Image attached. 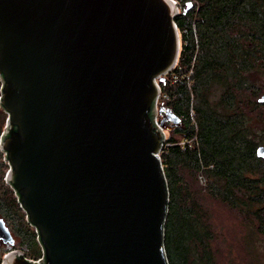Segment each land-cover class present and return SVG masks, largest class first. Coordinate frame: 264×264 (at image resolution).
I'll list each match as a JSON object with an SVG mask.
<instances>
[{
  "label": "water",
  "instance_id": "1",
  "mask_svg": "<svg viewBox=\"0 0 264 264\" xmlns=\"http://www.w3.org/2000/svg\"><path fill=\"white\" fill-rule=\"evenodd\" d=\"M178 10L174 0H0V151L40 264H167L155 99L176 65ZM255 153L264 159V143ZM1 244H14L2 218ZM1 264L35 263L9 249Z\"/></svg>",
  "mask_w": 264,
  "mask_h": 264
},
{
  "label": "trees",
  "instance_id": "2",
  "mask_svg": "<svg viewBox=\"0 0 264 264\" xmlns=\"http://www.w3.org/2000/svg\"><path fill=\"white\" fill-rule=\"evenodd\" d=\"M174 1L179 6L174 23L180 44L173 71L183 75L191 69L192 86L188 90L183 78L171 84L170 72L158 81L157 108L162 112L157 121L163 119L166 131L159 158L168 190L163 246L167 264H214L205 199L245 216L264 238V159L255 153L264 143V105L257 101L255 85L264 78V0ZM166 111L179 122L168 121ZM6 117L0 106V134ZM194 134L190 144H177ZM3 154L0 218L14 244L0 245L6 249L0 264L14 247L35 260L41 250L14 190L4 181L9 165ZM199 171L206 177L202 188Z\"/></svg>",
  "mask_w": 264,
  "mask_h": 264
},
{
  "label": "rangeland",
  "instance_id": "3",
  "mask_svg": "<svg viewBox=\"0 0 264 264\" xmlns=\"http://www.w3.org/2000/svg\"><path fill=\"white\" fill-rule=\"evenodd\" d=\"M255 85H258V96H260L264 93V78L260 77V81ZM260 111L264 118V107ZM2 159L5 161L4 157ZM198 187L202 188L199 184ZM203 205L212 229L210 250L214 264H264V238L245 216L242 217L240 213L213 199H205ZM1 247L0 253L6 250ZM39 248L41 250L40 246ZM13 249L22 251L20 248L14 247ZM22 253L25 257L31 256L28 252L23 251Z\"/></svg>",
  "mask_w": 264,
  "mask_h": 264
},
{
  "label": "built area",
  "instance_id": "4",
  "mask_svg": "<svg viewBox=\"0 0 264 264\" xmlns=\"http://www.w3.org/2000/svg\"><path fill=\"white\" fill-rule=\"evenodd\" d=\"M174 70V68L170 71V83L171 84H176V83H178L179 82V80L181 79V78H183L184 80H185V82H186V85H187V88H188V90H191V86H192V82H191V79H190V76H191V73H192V71H191V69L187 72V73H184L183 75H180L179 74V72H175V71H173ZM190 94H191V91H190ZM159 97H160V88H159V93H158V95H157V97H156V99H155V109L156 110H158V108H157V102H158V99H159ZM162 97H166V95L165 94H162ZM190 116H191V121H192V125L194 126V128H195V131L194 132H196V124H195V121H194V117H193V112H192V110H190ZM155 124L158 126V127H160L162 130H163V132H164V141H163V143H162V146H163V144H164V142H165V131H164V129H163V127H162V125H159V122L157 121V115H156V117H155ZM196 140V136H195V134L192 136V138H190V139H188V140H182V141H180V142H178L177 144H179V145H184V144H190L192 141H195ZM162 146H161V148H162ZM160 151H161V149H160ZM160 153V152H159ZM159 155V154H158ZM197 182H198V184L199 185H201V186H205V184H206V177H205V175L201 172V171H199L198 172V174H197ZM25 219H26V221H27V217H26V215H25ZM30 225V224H29ZM31 226V225H30ZM32 227V226H31ZM34 231H35V229H34ZM35 233H36V231H35ZM28 259V258H27ZM29 261H31L32 263H35V264H40L41 262H42V260H43V254H42V251H41V255H40V257H38L37 259H35V260H31V259H28Z\"/></svg>",
  "mask_w": 264,
  "mask_h": 264
}]
</instances>
